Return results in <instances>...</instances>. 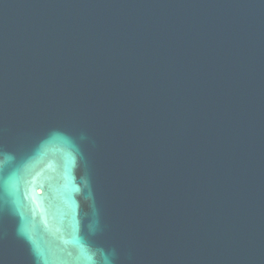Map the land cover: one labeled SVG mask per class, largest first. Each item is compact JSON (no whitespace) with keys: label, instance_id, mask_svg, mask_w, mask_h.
<instances>
[{"label":"water","instance_id":"1","mask_svg":"<svg viewBox=\"0 0 264 264\" xmlns=\"http://www.w3.org/2000/svg\"><path fill=\"white\" fill-rule=\"evenodd\" d=\"M0 264H264V0H0Z\"/></svg>","mask_w":264,"mask_h":264}]
</instances>
